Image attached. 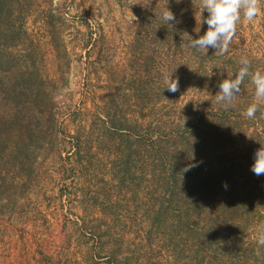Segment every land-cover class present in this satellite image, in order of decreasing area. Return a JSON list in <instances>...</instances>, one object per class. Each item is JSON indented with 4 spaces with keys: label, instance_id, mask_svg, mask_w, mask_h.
Wrapping results in <instances>:
<instances>
[{
    "label": "rangeland",
    "instance_id": "374dc122",
    "mask_svg": "<svg viewBox=\"0 0 264 264\" xmlns=\"http://www.w3.org/2000/svg\"><path fill=\"white\" fill-rule=\"evenodd\" d=\"M22 1L0 12V95L12 86L17 97L24 90L17 79L36 68V82L23 96L40 91L49 101L32 108L29 101L17 106L0 97V115L6 112L8 120L16 109L33 113L7 126L0 120V236L7 238L0 264H264L257 231L264 218L251 215L250 228L235 243L240 250H226L224 243L202 240L211 218L193 209L192 224L184 225L181 205L169 206L162 180L152 178L168 129L196 120L200 110L198 182L204 133L240 131L242 137H219L211 151L224 150L229 156L223 159L237 163L227 182L234 203L255 209L262 197L264 213V174L251 171L264 145V104L254 119L243 115L254 102L251 77L237 95L240 106L225 108L240 121L236 130L223 110L204 103L221 81L235 78L241 57L249 59L250 72H264V0L254 22L242 14L223 55L191 47V38L208 28L200 0ZM166 7L175 15L169 24L162 18ZM166 75L179 80L177 92L165 89ZM109 112L126 114L139 127L129 151L130 141L107 123ZM152 132L159 139L153 149ZM171 143L179 146L180 139ZM203 197L198 192L192 204L201 207Z\"/></svg>",
    "mask_w": 264,
    "mask_h": 264
},
{
    "label": "trees",
    "instance_id": "16d2710c",
    "mask_svg": "<svg viewBox=\"0 0 264 264\" xmlns=\"http://www.w3.org/2000/svg\"><path fill=\"white\" fill-rule=\"evenodd\" d=\"M23 4L24 2L22 0H0V12L7 13L13 10V8H20ZM3 34L4 32H0V39H2ZM6 37L7 35L5 34L4 38ZM31 67L34 66H30V69ZM34 69H31L29 77L23 76L17 79V84L21 86V88L24 87V90L25 88L30 87V85L32 86L36 82ZM13 86H16V84ZM216 87L218 88L219 92V85ZM16 91V87L11 86L9 88H5V93H2L0 95L2 99L1 101L4 102L11 98L12 100L16 101L17 106L25 104L26 101H29L34 104L31 105L32 108L33 106L38 107L40 103L45 104L49 101V98H47L46 94H44L45 92L42 93L40 91H38L35 96L29 95V93L27 92V98L23 96L27 95L25 92L26 90L24 91V93L23 91H20L21 96L18 93L17 97H11V95ZM8 96L10 97L9 99L7 98ZM204 103H206L212 109H216V106H218L217 108L219 110H223L222 112H224L226 115V118L223 119L226 122H228L229 124H233L234 122H236L233 126L234 130H236L237 127H241L240 121H233L235 118L231 120L234 115L225 111V107L222 104H218L216 102L215 95L213 97H210ZM240 104L241 102L235 99L232 105L227 108L235 109L237 106L239 107ZM15 112L16 113L12 116V118L8 120L7 118H5L6 112L3 111V113H1L0 115L1 122L7 126L8 123H13L18 119L25 120L26 117L30 116L29 114H33L32 112L23 113L19 109H16ZM215 114L217 115L218 113ZM196 115V120L195 117H193L194 120H192L191 118H187V120H185V123H183L184 126L178 125L177 127L168 129V133L170 135L167 140V145L166 147L164 146V151L159 159L157 161L154 160L157 163H154V161L152 162V169L154 171V173H152V178L156 179L154 180V182H158V176L159 180H162L165 186V190L162 191V195L165 197V202L169 203V206L173 205V203L175 202L181 205L178 208V211L181 213V219L184 225L189 226L190 224H192L190 223L192 222L191 211L194 209L195 212L197 211L196 213H198V216L202 214L207 219H212L210 228L202 231V235H204L202 240H211L212 242L219 241V244L221 242L226 245L224 247L226 250L239 251L240 249L236 247L235 243L240 242V240L243 239L241 235H244L250 228V220L255 218L256 216L264 218L263 209L259 207L261 205V202L263 201V198H260V203L255 207V209H242V206L234 203V200L237 199V196L231 194V189H225L223 187V184L225 182H228L229 176L232 173L231 171L236 169L237 163L233 158H229L228 160L223 159L224 157L229 156L224 155V150L214 148L215 150L211 151V147L213 146V144L215 146L216 144H220L219 137L221 139H223L224 136H228L229 138L232 136L233 139L236 135L242 137L240 131H234V133L236 132V135L234 133H231L230 130L218 135V129L213 128L212 131L209 132L207 130L204 133V139L206 141H202V151L204 152L205 166H203V172L200 176L201 181L198 182L199 175L197 174L198 169L195 160V151L197 153V150L195 145L196 143L194 141V131L198 127V122L203 121L202 119L205 117V114L200 110H198L197 113L196 110ZM108 116L110 119L107 123L111 124V127L116 132L121 133L123 137L130 141L131 144L128 147L129 151L132 146L131 139H134L135 135H138V133H133V131L139 129V127L132 125L130 119L126 116V114H124L122 117H118V114H112L111 112H109ZM27 121L32 122V119H28ZM152 134L153 132L150 133V146H152L153 149L159 144V139L152 136ZM42 137L43 136L40 135L39 138ZM177 139H180V145H175V147H172V140ZM207 143H209L210 145L206 146ZM211 156L215 157L217 163L214 162V164H212L210 160ZM125 157L126 156H124V158ZM220 160L223 162H221ZM127 162L128 160L125 161L123 159L124 164L126 163L127 165ZM215 189L218 190L214 193L213 190ZM198 192L202 197L204 196V203L201 207H197L196 205L192 204L198 197ZM212 194L216 195V198H210ZM238 197L240 200H242L240 194L238 195ZM167 210L171 211L170 208H167ZM248 215L250 216V218L247 217ZM251 215L253 216V218H251ZM230 240L233 241L228 243V241ZM262 247L261 249L263 250ZM204 254L207 255L205 251Z\"/></svg>",
    "mask_w": 264,
    "mask_h": 264
},
{
    "label": "clouds",
    "instance_id": "9594fccd",
    "mask_svg": "<svg viewBox=\"0 0 264 264\" xmlns=\"http://www.w3.org/2000/svg\"><path fill=\"white\" fill-rule=\"evenodd\" d=\"M200 3L203 11L208 13L207 18L203 21L208 28L204 35L198 39L191 38V47L206 52L211 47L216 50L215 54L220 55L228 52L229 46L236 36L242 14L243 19L251 23L261 13V0H200ZM162 18L169 24L170 21L175 20V15L166 7L162 12ZM239 63L241 67L235 74V78L224 79L220 82L215 100L225 108L231 106L241 91L243 81L250 76L251 83L255 87L254 102L247 107L243 115L248 119H254L259 105L264 104V72L260 70L250 72V61L247 57H241ZM164 81L165 89L169 92L175 93L179 90V80L173 79L172 75H166ZM251 171L257 176L264 174V145L254 153ZM223 187L227 189L226 182ZM257 231L258 244L264 246V224L259 225Z\"/></svg>",
    "mask_w": 264,
    "mask_h": 264
},
{
    "label": "crops",
    "instance_id": "0c3cea01",
    "mask_svg": "<svg viewBox=\"0 0 264 264\" xmlns=\"http://www.w3.org/2000/svg\"><path fill=\"white\" fill-rule=\"evenodd\" d=\"M6 239H7L6 234L4 235V233H3V235L0 236V259H5V257L2 256V255H4V253L2 251H4L6 248Z\"/></svg>",
    "mask_w": 264,
    "mask_h": 264
}]
</instances>
